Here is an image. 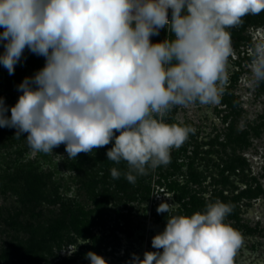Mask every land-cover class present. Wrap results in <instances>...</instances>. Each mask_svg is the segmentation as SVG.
Here are the masks:
<instances>
[{"label":"clouds","instance_id":"obj_1","mask_svg":"<svg viewBox=\"0 0 264 264\" xmlns=\"http://www.w3.org/2000/svg\"><path fill=\"white\" fill-rule=\"evenodd\" d=\"M172 10L171 19L168 10ZM264 11V0H0V64L13 75L27 48L45 65L18 85L22 92L9 111L0 98V127L27 133L36 152L53 153L64 144L69 159L108 145V160L127 163L134 184L147 168L166 165L192 129L168 124L154 114L199 101L218 103L228 82L232 55L227 30ZM167 28L174 38L152 43ZM250 55L254 81H264V41ZM118 132L119 135H115ZM111 176L121 172L112 168ZM178 204L161 203L167 213L140 259L130 264H233L242 238L217 201L204 212L173 214ZM90 240L79 238L74 254ZM90 264H108L89 251Z\"/></svg>","mask_w":264,"mask_h":264},{"label":"rangeland","instance_id":"obj_2","mask_svg":"<svg viewBox=\"0 0 264 264\" xmlns=\"http://www.w3.org/2000/svg\"><path fill=\"white\" fill-rule=\"evenodd\" d=\"M227 30L233 51L219 102L202 105L197 101L154 114L192 131L179 148L171 149L169 163L147 168L134 184L124 176L129 170L124 161L121 178H112L110 170L116 165L100 160L103 147L69 159L64 144L53 153L36 152L26 141L27 133L16 138L15 128L0 127V165L19 156L39 164L42 176L30 211L25 206L28 195L21 198L15 184L6 185L0 178V264H90L85 257L89 251L103 256L108 264H130L133 253L143 259L146 251H163L151 244L167 223L168 214L157 213L161 203L178 204L173 214L190 216L217 201L231 209L225 223L233 227L235 210L237 220L252 229L239 233L242 242L233 264L264 261V81H254L250 55L254 45L264 41V11L243 17ZM29 52L26 48L16 65L18 81L11 87L0 83V98L9 117L22 95L18 85L45 65V58L39 56L40 65L32 66L26 61ZM83 203L95 219L87 233L71 223L72 213L80 214ZM60 220L65 225L56 230ZM80 237L91 243L79 245L68 255L66 250Z\"/></svg>","mask_w":264,"mask_h":264},{"label":"trees","instance_id":"obj_3","mask_svg":"<svg viewBox=\"0 0 264 264\" xmlns=\"http://www.w3.org/2000/svg\"><path fill=\"white\" fill-rule=\"evenodd\" d=\"M172 15V10L170 11ZM166 38L172 39L174 36L168 32L167 28L160 29L159 35H155L152 37V43H158L164 41ZM2 55V54H0ZM26 61H28L32 66L37 67L40 65L41 59L39 56H36L35 54L29 52ZM17 66H15V71L13 75H9L6 68L3 67L2 64H0V83H4L11 87L18 81V70L16 69ZM12 78L11 80L9 78ZM114 145V139L112 142H110L108 145L104 146V153L101 154L99 157L100 160L104 163L113 162L108 160L107 158V151ZM114 163V162H113ZM115 164V163H114ZM116 168L121 172L124 169L123 161H121L120 164H115ZM0 178L5 179L6 185H8L10 182L13 183L15 187V193L19 194L21 198L28 195L27 203H25V206L28 204V211L31 210V205L34 204V196H36L39 191V183L42 181V176L40 174V165L37 163H32L30 161H26L22 158L15 157L13 162H8L6 165H0ZM29 182L28 184H25ZM79 209L81 210L80 214H76L75 212L72 213V219L71 223L73 226L82 232H89L93 225L95 224V219L93 217H90L87 213V208L85 204H79ZM232 215L235 217V222L233 225V228L238 232H248L251 233L252 229L248 224L241 223L239 220H237V214L236 211L233 210ZM65 225L64 220H60L56 223L55 229L58 230L61 227ZM1 254V253H0ZM67 263V262H66Z\"/></svg>","mask_w":264,"mask_h":264},{"label":"built area","instance_id":"obj_4","mask_svg":"<svg viewBox=\"0 0 264 264\" xmlns=\"http://www.w3.org/2000/svg\"><path fill=\"white\" fill-rule=\"evenodd\" d=\"M168 17H169V20L171 19V12H170V9L168 10Z\"/></svg>","mask_w":264,"mask_h":264},{"label":"snow or ice","instance_id":"obj_5","mask_svg":"<svg viewBox=\"0 0 264 264\" xmlns=\"http://www.w3.org/2000/svg\"><path fill=\"white\" fill-rule=\"evenodd\" d=\"M261 264H264V261H262Z\"/></svg>","mask_w":264,"mask_h":264}]
</instances>
